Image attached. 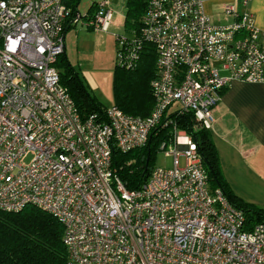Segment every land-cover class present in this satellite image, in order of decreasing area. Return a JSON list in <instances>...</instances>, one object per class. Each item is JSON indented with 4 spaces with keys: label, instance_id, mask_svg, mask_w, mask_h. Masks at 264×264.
Returning <instances> with one entry per match:
<instances>
[{
    "label": "built area",
    "instance_id": "obj_1",
    "mask_svg": "<svg viewBox=\"0 0 264 264\" xmlns=\"http://www.w3.org/2000/svg\"><path fill=\"white\" fill-rule=\"evenodd\" d=\"M223 11L232 21L217 25L202 0H148L140 37L120 38V62L154 47L153 108L140 117L112 105L100 119L82 118L55 63L66 21L106 31L109 3L85 19L63 0H0V209L31 204L55 217L67 264H264V222L245 229L243 211L208 186L184 131L160 144L172 166H154L139 188H126L112 164L113 146L146 145L175 102L210 129L231 81L264 83V30L235 2Z\"/></svg>",
    "mask_w": 264,
    "mask_h": 264
},
{
    "label": "trees",
    "instance_id": "obj_2",
    "mask_svg": "<svg viewBox=\"0 0 264 264\" xmlns=\"http://www.w3.org/2000/svg\"><path fill=\"white\" fill-rule=\"evenodd\" d=\"M78 1L63 0L71 16L77 13ZM98 3L94 1L87 13L81 16L86 19L93 15ZM147 3L148 0L125 1L123 26L128 36L140 37ZM72 26L75 25L69 24L67 20L64 32ZM122 46L118 40L113 74L114 105L127 114L145 117L154 105L151 81L156 76L155 49L144 43L140 47L139 56L129 63L123 60L120 62ZM55 66L59 70L60 83L74 100L82 118L97 114L100 119H105L107 106L90 95L82 79L66 59L65 50L58 56ZM164 120L168 123L153 128L146 145L128 151L112 147L113 168L126 188H139L148 180L160 144L172 143L175 129L181 130L195 143L210 189L220 188L228 200L243 211L245 229L264 222V205L245 202L229 188L210 129L199 122L192 112L168 110ZM62 235V224L51 214L35 206H27L17 212L0 209V264H67V249L62 242Z\"/></svg>",
    "mask_w": 264,
    "mask_h": 264
},
{
    "label": "crops",
    "instance_id": "obj_3",
    "mask_svg": "<svg viewBox=\"0 0 264 264\" xmlns=\"http://www.w3.org/2000/svg\"><path fill=\"white\" fill-rule=\"evenodd\" d=\"M202 2L205 13L214 24L232 21L223 9L235 2L239 11L251 13L255 25L264 30V0ZM124 14L122 20L113 16L111 26L119 22L123 24ZM214 65L219 68L218 62ZM219 71L222 75L227 74L221 68ZM213 115L215 120L210 131L229 188L248 203L264 205V83L231 81L222 90Z\"/></svg>",
    "mask_w": 264,
    "mask_h": 264
},
{
    "label": "rangeland",
    "instance_id": "obj_4",
    "mask_svg": "<svg viewBox=\"0 0 264 264\" xmlns=\"http://www.w3.org/2000/svg\"><path fill=\"white\" fill-rule=\"evenodd\" d=\"M93 1L99 3L106 1L111 4L114 19L122 20L125 0H79L77 13L85 15ZM69 20H72V17ZM73 25L75 26L68 29L66 34L64 32L66 59L71 64L73 71L82 79L90 95L103 105L112 106L114 105L113 74L116 65L117 43L120 38H124L128 34L121 22L110 26L106 31L85 27L80 22ZM178 107L179 103L175 102L169 110L173 111ZM168 150L169 148H166V151ZM179 161L183 165L184 157L180 156ZM154 166L171 167L172 156H167L165 150H158Z\"/></svg>",
    "mask_w": 264,
    "mask_h": 264
},
{
    "label": "water",
    "instance_id": "obj_5",
    "mask_svg": "<svg viewBox=\"0 0 264 264\" xmlns=\"http://www.w3.org/2000/svg\"><path fill=\"white\" fill-rule=\"evenodd\" d=\"M78 11V10H77ZM148 159V158H147ZM145 169H147V166H146V168Z\"/></svg>",
    "mask_w": 264,
    "mask_h": 264
}]
</instances>
